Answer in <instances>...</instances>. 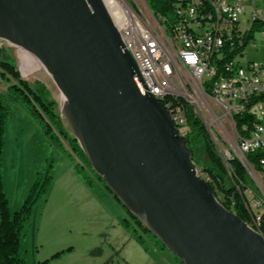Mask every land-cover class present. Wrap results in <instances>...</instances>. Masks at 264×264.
<instances>
[{
  "label": "water",
  "instance_id": "1",
  "mask_svg": "<svg viewBox=\"0 0 264 264\" xmlns=\"http://www.w3.org/2000/svg\"><path fill=\"white\" fill-rule=\"evenodd\" d=\"M0 39L42 64L95 172L183 264H264V237L220 203L167 109L141 92L103 0H0Z\"/></svg>",
  "mask_w": 264,
  "mask_h": 264
},
{
  "label": "built area",
  "instance_id": "2",
  "mask_svg": "<svg viewBox=\"0 0 264 264\" xmlns=\"http://www.w3.org/2000/svg\"><path fill=\"white\" fill-rule=\"evenodd\" d=\"M122 1L103 0L138 65L141 92L163 104L184 139L190 133L185 103L193 107L234 187L226 201L233 208L239 193L249 213L247 225L259 231L264 215V62L243 64L240 59L256 33L264 37V7L259 5L264 0H175L170 22L156 16L146 0ZM219 41H226L227 57H220ZM146 68L158 69V82H145ZM235 116L247 119L240 131ZM219 137L224 153L218 150ZM253 155H259L258 164ZM236 159H244L251 185L232 177L229 160Z\"/></svg>",
  "mask_w": 264,
  "mask_h": 264
},
{
  "label": "rangeland",
  "instance_id": "3",
  "mask_svg": "<svg viewBox=\"0 0 264 264\" xmlns=\"http://www.w3.org/2000/svg\"><path fill=\"white\" fill-rule=\"evenodd\" d=\"M259 5L264 7V3ZM254 39V43H249L240 59L243 64L264 62V37L256 33ZM0 51L10 56L22 79L30 86L43 83L47 87L56 102L55 112L69 135L76 138L64 113L62 93L37 58L2 39ZM29 57L37 61V68L34 69ZM7 87L8 84L0 80V91L6 92ZM16 104L21 106L10 103L13 115L6 124L4 139L8 152L5 168L7 187L10 189V186H14L16 189L17 185L20 186L19 191H14L11 198V213L22 206L37 174L46 173L50 165L53 171L46 196L36 205L34 216L27 224L26 235L21 241L20 256L26 264H146L148 260L141 259L143 248L150 245V242L147 240L146 244L138 243L131 234L124 238L122 234L125 231L121 224H113L114 218L122 215L124 219H129V214L128 217L124 216L106 198L98 197L97 201L95 195L105 194L107 191L93 173L88 172L94 182L90 190L82 185L83 190H78L65 182L67 177L61 176L64 168L62 166L59 171V166L61 162L64 166H72V160L58 148L48 145L40 127L27 113L19 111ZM62 143L72 154L69 143L64 140ZM218 148L221 153L225 152L223 138L219 137ZM73 157L76 163H80L76 156ZM192 163L199 177L205 182H211L202 161L197 159ZM78 178L82 181L80 176ZM89 191L93 195H89ZM83 192L86 197H77L78 193ZM217 199L224 201L223 194L217 192ZM58 253L60 256L55 258Z\"/></svg>",
  "mask_w": 264,
  "mask_h": 264
},
{
  "label": "trees",
  "instance_id": "4",
  "mask_svg": "<svg viewBox=\"0 0 264 264\" xmlns=\"http://www.w3.org/2000/svg\"><path fill=\"white\" fill-rule=\"evenodd\" d=\"M146 1L150 10L156 16L164 18L168 22L172 20V4L175 0ZM224 48L227 49V46ZM2 53L0 51V80L8 84V87L6 92H0V264H26V261L20 256L21 241L26 235L25 229L27 224L34 216L36 205L46 196L49 183L53 179L52 165H50L46 173L37 174L22 206L11 213L10 199L2 179V154L4 151L6 124L13 115L10 108L11 102L18 103L26 109L30 118L40 127L45 142L48 145L58 148L72 160L74 172L81 177L88 188L92 189L94 185L88 172L93 173L97 177L129 214L130 218L122 219L120 224L129 234L135 237L137 242L146 244L148 240L160 251H168L154 234L144 228L142 222L123 205L104 179L95 172L78 140L69 135L60 116L55 112L56 102L47 87L43 83H35L34 87L30 86L27 81L22 79L20 71L13 64L10 56ZM185 106L190 127V133L185 140L187 148L192 154V162L197 161V159L202 161L205 172L213 180L212 182H207V184L211 187L216 198L217 192L223 194L224 201H220V203L227 210L235 213L242 221L249 223V213L239 193L234 194L235 206L233 208L226 201V197L234 192V187L227 176L226 167L216 151L209 133L200 118L196 115L193 107L188 103H185ZM235 120L239 131L242 122H247V119H241L240 116H235ZM243 134H241L242 137H244ZM62 140L69 143L72 154L66 150ZM73 156H76L81 164L76 163ZM257 157L259 155H253L251 157V160L255 164H258ZM230 168L235 173V177H238L241 181L249 185L252 184L245 169L238 160L231 161ZM257 229L263 236L264 215ZM59 256L60 253L55 258ZM173 256L177 264H183L177 256ZM41 264H48V262Z\"/></svg>",
  "mask_w": 264,
  "mask_h": 264
},
{
  "label": "crops",
  "instance_id": "5",
  "mask_svg": "<svg viewBox=\"0 0 264 264\" xmlns=\"http://www.w3.org/2000/svg\"><path fill=\"white\" fill-rule=\"evenodd\" d=\"M0 92H3V91H0ZM16 106L18 107L19 111H22V112L28 114V112L22 106H18L17 104H16ZM7 155H8V152L6 151V142H4V151H3V154H2V165H3V178L2 179H3V183H4V186H5L6 192L8 194V197L10 199V207H11L12 206L11 198L14 195V191L18 192L20 186L17 185L16 189H14V186H10V189L7 187L6 178H5V175H6V172H5L6 171V169H5L6 168V160L8 158ZM62 166H63V168L65 170L64 169L62 170L63 174L61 176H66L67 177L66 179H64V180H66L65 182H68L70 185H74L75 187H77L78 190L81 189V185L85 189H89L86 186V184H84V182H82L78 178V176L75 174V172L73 170V165L72 166L71 165L64 166V164H62V162H61V164L59 166V171H60V169H62L61 168ZM12 167H13V164H12ZM15 172H16V169H15ZM81 190H83V189H81ZM106 191L107 192H105V194H101V195H98V194L95 195L94 194L96 196L97 201H98V197L101 198V199H104V198L108 199L110 204L116 210L120 209V211H122V214L124 216L128 217V213L126 212V210L120 205V203H118V201L112 196L111 193H109V191L107 189H106ZM92 193L93 192L89 191V195H93ZM77 197H86V194H85V192H83V194L78 193ZM90 197H92V196H90ZM121 216L122 215L114 218V223L113 224L120 225V221L125 218V217H121ZM123 230L125 231V232H123L124 234H122L124 236V238L126 237V235H130L124 228H123ZM143 249H144L143 250V254H142L143 257H142L141 260H143V258L146 259V261L148 260L146 262V264H177L173 254H171V252L166 251V250L165 251H160L158 248L153 246V244H151V243H150V245L144 247Z\"/></svg>",
  "mask_w": 264,
  "mask_h": 264
},
{
  "label": "bare ground",
  "instance_id": "6",
  "mask_svg": "<svg viewBox=\"0 0 264 264\" xmlns=\"http://www.w3.org/2000/svg\"><path fill=\"white\" fill-rule=\"evenodd\" d=\"M110 1V0H107ZM121 5H123V1L120 0ZM227 46L226 45V41H219L217 42V51H219L220 53V57H227V49H225L224 47ZM32 60V63L34 64V69L37 68V61L32 58L29 57ZM39 65V64H38ZM27 74V73H26ZM143 76H145V82H158V69L157 68H146L143 69ZM63 99L65 101V97L62 94ZM239 161V163L244 166V159H236ZM233 160H229V171H231L232 177H235V173L232 171V169L230 168V162ZM258 232V231H256ZM260 235H262L260 232H258Z\"/></svg>",
  "mask_w": 264,
  "mask_h": 264
}]
</instances>
